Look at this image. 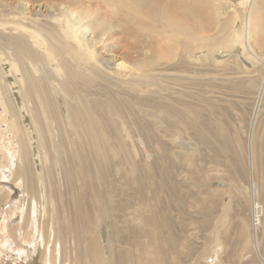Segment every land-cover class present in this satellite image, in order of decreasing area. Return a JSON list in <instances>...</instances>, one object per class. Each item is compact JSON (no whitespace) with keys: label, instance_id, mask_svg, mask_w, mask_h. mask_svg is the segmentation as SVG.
Listing matches in <instances>:
<instances>
[{"label":"bare ground","instance_id":"bare-ground-1","mask_svg":"<svg viewBox=\"0 0 264 264\" xmlns=\"http://www.w3.org/2000/svg\"><path fill=\"white\" fill-rule=\"evenodd\" d=\"M162 60L155 71L165 70L166 78L153 74ZM227 69L245 78L228 89L244 94L237 123L252 124L244 139L227 119L224 95L210 96L223 83L206 81ZM157 79L166 92L152 97L147 89ZM247 104L264 107V0H0V264H36L39 244L45 247L38 264H180L176 247L186 237L176 233L177 207L183 214L195 208L191 225L213 229L206 264L252 257L264 264V121L249 114L251 122ZM148 122L188 139L185 145L211 140L219 155L236 162L238 147L246 148L250 195L241 179L246 173L219 156L216 164L226 169L215 167L214 176L228 187L181 192L177 157L161 132L162 142L146 149ZM194 146L178 152L182 164H199L188 187L205 174ZM50 152L60 158L56 186L45 169ZM111 166L122 171L129 192L119 190ZM17 187L32 192L31 205L22 198L19 206ZM239 194L250 201L251 215ZM235 197L240 209L232 216ZM217 205L225 210L219 218ZM207 215L211 223L202 222Z\"/></svg>","mask_w":264,"mask_h":264},{"label":"rangeland","instance_id":"rangeland-1","mask_svg":"<svg viewBox=\"0 0 264 264\" xmlns=\"http://www.w3.org/2000/svg\"><path fill=\"white\" fill-rule=\"evenodd\" d=\"M230 10H232V8H225L224 10H223V12H222V14H224V16H227V12H229ZM226 11V12H225ZM213 31H215V30H213ZM201 55V53L200 52H198L197 53V57H199ZM164 61L162 60V61H160L159 63H157L154 67H153V74L156 72L155 71V69H157V68H163L164 67V65L163 66H160L161 65V63H163ZM158 66H160V67H158ZM209 67V66H208ZM207 67V68H208ZM210 68V67H209ZM208 68V69H209ZM159 70V71H158ZM157 71L158 72H160V69H158ZM158 72H156L155 73V75H161V76H163V77H165L166 78V71L164 70V73L162 72H160V73H158ZM227 73L228 75H218V76H215V75H210L209 77H207L206 78V81H208L209 83L212 81V82H217V83H220L221 82V84L223 83L225 86H223V84L220 86V87H222V88H217L216 87V89L213 87V89L211 90V95L210 96H213V97H216L217 99H219V100H221V96H223V99H225V101H221L222 102V104H223V107L224 108H226L228 111H227V119L228 120H230L231 122H230V124H231V126H232V128L235 130V132L239 135V136H241V138H246L249 134H250V132H251V130H252V124L250 125V123H248V121H247V123H245V122H242V123H237L238 121H239V119H238V112L240 111V109L239 108H241V106H240V101L238 100V99H240L241 100V98H242V96H244V94L243 93H240V92H238L237 91V89L236 88H232L231 89V91H229L228 89H229V85L230 84H235L236 83V81H240V82H242V80L243 79H245V78H243V79H239V80H237L236 79V75L234 74L235 72H234V70L233 69H227V70H224L222 73ZM233 75V76H232ZM247 76V75H246ZM228 77H233V78H228ZM215 78V79H214ZM228 78V79H227ZM235 78V79H234ZM215 81H214V80ZM224 79H226L225 81H224ZM235 80V81H234ZM157 84H156V82L154 83V84H152V86L151 87H149L148 89H147V91H151L149 94H150V96H152V97H157V96H159L162 92H166V90H164L162 87H161V85H159L160 84V81H159V79H157ZM220 81V82H219ZM211 82V83H212ZM232 82V83H231ZM230 83V84H229ZM162 84V83H161ZM147 85H150L148 82H147ZM159 87H158V86ZM226 85L228 86V87H226ZM156 86V87H155ZM223 87H225L224 89H223ZM151 88V89H150ZM155 88H157V89H159L158 91H157V89L155 90ZM223 90V93L221 92V90ZM225 89H226V91H225ZM228 90V91H227ZM235 90H236V92H235ZM161 91V92H160ZM212 91H213V93H212ZM214 91H216V92H214ZM219 92H221L222 94H220ZM216 95V96H214V95ZM242 94V95H241ZM220 97H219V96ZM240 95V96H239ZM219 98H218V97ZM227 99H228V101L230 102H228L227 101ZM237 100L239 101V102H237ZM251 101V100H250ZM224 102V103H223ZM246 102H249V101H246ZM232 105V106H231ZM264 105V104H263ZM247 106V109H246V112H247V116H248V118L249 119H251V122L253 121L252 119H254V117H257V119H258V122H260V119L261 120H263L264 121V107H263V110L261 109L262 108V106L261 107H259V110L256 108V109H254V106H253V104L251 105L250 104V107H248L249 106V104H247L246 105ZM234 107V108H233ZM251 108H253L252 110H251ZM231 109H233V110H231ZM255 110V111H254ZM253 111V112H252ZM259 111H260V113H259ZM263 111V112H262ZM250 112H252V113H250ZM255 112V113H254ZM258 112V113H257ZM139 114H141L140 112H138ZM236 113V114H235ZM257 115V116H255L254 115V117L253 116H250V115ZM262 114V115H261ZM231 117V118H230ZM253 117V118H252ZM152 119H154V117H151L149 120H152ZM248 119V120H249ZM28 124V126L30 127V121H29V119H26L25 120V124ZM154 123H156V122H148L147 123V128L145 129V130H147V131H145V132H147V133H145V134H143V136L145 135V141L147 142L146 143V145H148L149 147H147L146 149H148V150H151L152 149V147H153V145L155 146V144H156V142H162V140L161 139H163V144H166V145H168L169 146V148H171V150H173V151H175V156L177 157V160H175V161H177V162H175L174 161V164H173V170H174V172H175V178H176V180H177V182L179 183V182H181V185H184L182 188H181V192H185V190L186 191H188V189L190 190L189 192H190V194H189V192H187V196H190V195H192V194H197L198 193V191H199V193H202V190H203V193L202 194H204V191L206 190V191H208V188L210 187V185L212 184L213 185V187L214 188H216V187H218V189H219V187L220 188H222V189H225L226 187H228L227 186V183L228 182H223V184H222V182H220V179H216V177L214 176V174H216V176H217V174H219V173H217V172H215L214 173V169H215V167L217 168V167H219V169L218 170H223V169H226L223 165L221 166V165H218V164H216V163H218V161H222V162H224V163H226V165L227 164H229V165H231V166H233V167H236V168H238V169H241L244 173H246V174H244V175H246L245 177L244 176H242L241 177V179L242 180H245V184H244V181H242L243 182V184H244V188H247L246 189V193L248 194V196L250 195V193H251V186H252V178L250 177V175L248 174L249 172H248V170L245 168L246 167V165H247V152H246V148H240V147H238V152L239 153H237L238 154V158H236V160H239V162H236V161H234V160H232V159H227L225 156H224V154L223 155H219V149L217 148V147H215L213 144H212V142H211V140H207V142H205L206 144H207V146L205 147V143L204 142H202L201 143V145H203V146H201L200 144L198 145V146H194V144H186L185 145V143H188V139H187V141L186 140H182V136H179V135H177V137L176 136H171L170 135V137L168 136V135H165V134H169L170 133V131L169 130H165V131H167L168 133H166V132H164V128H162V127H159V123L157 122L156 124V126H158V128H160V129H162V130H160V129H158L157 130V128H155V131H154V128H153V126L155 125ZM237 123V124H236ZM151 124V125H150ZM152 124H154V125H152ZM234 124H236V125H234ZM150 126V127H149ZM155 126V127H156ZM154 131V132H153ZM156 131H159V133L158 132H156ZM249 131V132H248ZM153 132V133H152ZM156 132V133H155ZM160 132H161V134H160ZM163 132H164V134H163ZM157 133H158V135H157ZM249 133V134H248ZM146 134H148V135H146ZM159 134H160V138H159ZM164 136H163V135ZM150 135H151V137H150ZM247 135V136H246ZM148 137V139H147V137ZM156 136V137H155ZM161 136H163L164 138H162ZM167 136V137H166ZM179 136V137H178ZM243 136V137H242ZM150 137V138H149ZM153 137V138H152ZM158 137V138H157ZM174 137L176 138V139H174ZM165 138H167V139H165ZM151 139V140H150ZM155 139V140H154ZM160 139V141H158ZM150 140V142L148 143V141ZM153 140V141H152ZM164 140L166 141V142H164ZM169 140H172V142H173V144H171V146L169 145L170 143H172L171 141H169ZM175 140V141H174ZM153 143H152V142ZM174 142H175V144H174ZM176 142H178V143H176ZM209 142H211L210 143V145L212 144V146H210L209 145ZM30 143H32L31 144V146H33L34 144H35V141H34V139L33 138H31V142ZM151 143V144H150ZM204 143V144H203ZM153 144V145H152ZM151 145H152V147H151ZM172 145H174V146H172ZM194 147H196L197 148V154H196V156H197V162H199L200 161V158H201V161L199 162L200 163V165H201V167H202V169H201V171H203V169H204V173L205 174H203L202 175V177L201 178H199V180L201 179V181L199 182V183H197L198 184V186L197 185H195V186H191V187H188L187 185H188V183H189V180L187 181V179H188V176L191 174V172L193 171V170H195V169H192V168H196V169H199L198 168V165L199 164H196V165H187L186 166V164L184 163V164H182V162L180 161V157L178 156V152H180L181 150H183V149H185V148H188V149H192L193 148V146ZM209 146V147H208ZM213 149V150H211V148ZM34 152H35V156H37V162H36V164H35V167L36 168H38V165L40 164V159H39V157H38V154H39V150H38V148H37V146L36 145H34ZM175 148V149H174ZM210 148V149H209ZM214 148H215V154H214ZM206 149L209 151H206ZM242 149V150H241ZM210 150H211V152H212V155L210 154L211 152H210ZM232 149H230V153H231V155H232V152L233 151H231ZM203 151V152H202ZM142 154V153H141ZM200 154H201V157H200ZM211 156H210V155ZM241 154V155H240ZM206 155V156H205ZM58 156V154L56 153V152H50V154H49V158H47V161H46V163H45V169L47 170V172H48V175H47V178H48V181L52 184V185H54V186H56V185H58L59 184V181H60V175L58 174V172H59V167H60V158H59V156ZM174 156V155H173ZM216 157V160H215V157ZM218 156H219V158H220V160L219 159H217L218 158ZM233 156V155H232ZM243 156V157H242ZM145 157V156H144ZM240 157V158H239ZM214 159V160H212V159ZM151 160V158H146L145 157V160ZM241 159H243L242 160V162L240 161ZM221 161H220V164H221ZM57 162V163H56ZM196 162V163H197ZM235 162V163H234ZM39 163V164H38ZM38 164V165H37ZM183 165V166H182ZM53 166H54V168H53ZM58 166V167H57ZM176 166V167H175ZM180 168H181V170L183 169V170H185V173L184 172H182L181 170H180ZM53 170V171H52ZM208 171V173H207V175H206V171ZM240 170V171H241ZM179 171V172H178ZM51 172V173H50ZM182 172V173H181ZM55 173V174H54ZM115 173V174H114ZM241 173V172H240ZM110 174H111V176L113 177V178H115V180H116V182L117 181H119V182H117V185H121V187H120V189L119 190H121L122 192H129L128 191V189H125L126 187L124 186V181H123V178H121V177H123V173H122V171L120 170V169H115L113 166H111V169H110ZM177 174H180V178H179V176L177 175ZM182 174V175H181ZM225 174H228V171H225ZM120 176V177H119ZM182 176H183V178H182ZM206 176H207V178H208V176L212 179V181H209V179H208V182H207V178H206ZM53 177H55V178H53ZM120 180H119V179ZM182 178V180L183 181H185L184 183H183V181L182 180H180ZM226 178H227V180L228 181H230L231 179H230V177L229 176H226ZM246 178H247V180L249 181L248 182V184H247V180H246ZM249 179H251V180H249ZM263 179H264V172H263V174H262V176H261V178L259 179L260 180V182H259V184H260V186H262L263 184H264V181H263ZM179 180V181H178ZM204 180H206V181H204ZM55 183H54V182ZM203 181V182H202ZM211 182V183H210ZM263 182V183H262ZM122 183V184H121ZM185 183H187V184H185ZM219 183H221V184H219ZM63 184H64V182H63ZM180 184V183H179ZM201 184H202V186H201ZM214 184H215V186H214ZM65 185V184H64ZM206 186V188L204 187V186ZM220 185V186H219ZM248 185V186H247ZM105 186V184L103 185V184H101V186H100V189H102V188H105L104 187ZM186 186V187H185ZM200 186V187H199ZM246 186V187H245ZM119 187V186H118ZM201 187L203 188L202 190H201ZM264 187V186H263ZM122 188V189H121ZM205 189V190H204ZM17 191V192H16ZM16 191L15 192H13L14 194L16 193V200L17 201H19V203L20 202H22V200L20 201V199H22V198H24L25 199V201H24V203L22 202V204L23 205H28L29 206V203H30V205H31V203L33 202V200H31V199H33V194H32V192H23L20 188H18L17 187V189H16ZM194 192V193H193ZM197 192V193H196ZM186 193V192H185ZM192 193V194H191ZM235 194H237V193H235ZM239 197L240 198H242L243 199V212L245 213V214H247V215H251L253 212H252V209H251V205H250V201H246L243 197H242V195L241 194H239ZM31 198V199H30ZM236 198L237 197H235V200H234V202L233 203H231V204H233L232 206V210L230 211V213H232V216H235L237 213H238V211H239V203H240V199L239 198H237V200H236ZM34 199H35V196H34ZM223 200H224V202H225V204H227V202L228 201H230V199H231V196H229V194L228 195H226L225 197H223L222 198ZM229 199V200H228ZM21 204V203H20ZM22 204L21 205H19V204H17V208H18V205L19 206H22ZM1 207H4V205H2ZM16 208V209H17ZM215 209H216V213H217V215H218V218H219V216L220 215H223L224 214V212H225V210H220V207H218V205L215 207ZM18 210V209H17ZM179 208L177 207V210H175V213H177L178 212V214H179V216H176L177 214H174V216H175V219H174V224H176L175 225V229H177L176 230V233L178 234L179 233V235H185V237H186V240L185 239H183L181 242H179V247H176V249H177V251H178V253H179V256H180V264H199L200 262H203L204 264H206V263H210L209 261L210 260H208L207 259V257H208V255H210V253H208V251L207 250H205L206 249V243H207V241H208V237L210 238V236H211V232L213 231V229L212 228H209V229H206V230H201L202 228H199V227H196L195 225H191V223L189 222L190 220V218L194 215V214H196V215H194V216H197L198 214L196 213V212H194V210H196L195 208H192V212L190 213V212H188V211H184V214L183 213H180L179 212ZM234 210H235V212H234ZM19 211H20V209H19ZM234 212V215H233V212ZM125 213L126 212H128L129 213V210H125L124 211ZM123 212V213H124ZM186 212V213H185ZM193 212H194V214H193ZM128 213H126L125 215L128 217ZM187 213H189V214H187ZM185 214H187V215H185ZM123 216H122V218L125 220V221H128V219H126V216L124 215V214H122ZM182 215H184V216H182ZM263 215V214H262ZM18 216H16V217H14V218H17ZM182 217H183V219H182ZM209 217V218H208ZM187 218H189V219H187ZM204 219V220H203ZM16 221H19L18 220V218H17V220ZM178 222V224H179V226L177 225V222ZM209 221V223H211L210 221V216H203V218H202V222H208ZM184 222H186V224H188L189 223V227L188 226H185V223ZM204 223H202V226L204 225ZM111 224V223H110ZM131 224V223H130ZM120 225H123V224H120ZM177 226V227H176ZM201 226V227H202ZM179 227L181 228V229H179ZM186 227V228H185ZM188 227V228H187ZM106 230L104 231V235H105V237H107L108 236V233H109V229L108 228H105ZM35 227H32L30 230H29V236L30 237H32V235L34 234V232H35ZM180 230V231H179ZM185 230V232H183ZM200 230H201V232H200ZM179 231V232H178ZM188 231V232H187ZM203 232V233H202ZM207 232V233H206ZM197 234V235H196ZM207 234V235H206ZM193 236V237H192ZM185 240V241H184ZM185 242V243H184ZM42 243V242H41ZM181 244H183V245H181ZM41 246V247H40ZM185 246H186V248H185ZM39 247H40V249H39ZM39 247H38V249H39V251H38V253H36V255L38 256H36L35 255V259L37 260V262L35 261V263L36 264H38L39 262H40V259H41V257H42V250L44 249V247H45V245L44 244H39ZM181 248V249H180ZM204 248V249H203ZM194 249V250H193ZM185 250V251H184ZM204 250H205V253H204ZM223 250H224V253H223V255H222V257L224 256V254H225V249H224V246H223ZM214 251H216V252H218L219 251V249H217V250H214ZM193 252V253H192ZM183 253V254H182ZM185 253V254H184ZM191 253V254H190ZM198 254V255H197ZM252 254L253 253H248L247 254V256H250V258H251V256H252ZM254 255V254H253ZM204 257V258H203ZM188 258V259H187ZM196 259H199L198 261L196 260ZM247 259V260H246ZM245 260H243V261H241L242 262V264H244L245 262L247 263V264H254V263H256V264H260L261 263V261H257L256 259L254 260L253 259V257L250 259V260H248V258H246ZM182 260V261H181ZM203 260H205V262L203 261ZM236 260V259H235ZM240 260V259H239ZM207 261V262H206ZM231 261H232V259H231ZM249 261H251V262H249ZM240 262V261H239ZM239 262H234L233 261V264H238ZM200 264H202V263H200Z\"/></svg>","mask_w":264,"mask_h":264}]
</instances>
